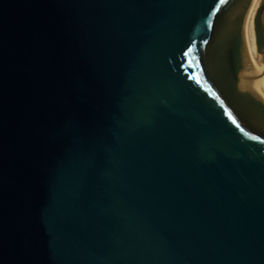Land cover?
Listing matches in <instances>:
<instances>
[{"label": "water", "instance_id": "1", "mask_svg": "<svg viewBox=\"0 0 264 264\" xmlns=\"http://www.w3.org/2000/svg\"><path fill=\"white\" fill-rule=\"evenodd\" d=\"M252 1L0 0V264H264Z\"/></svg>", "mask_w": 264, "mask_h": 264}, {"label": "bare ground", "instance_id": "2", "mask_svg": "<svg viewBox=\"0 0 264 264\" xmlns=\"http://www.w3.org/2000/svg\"><path fill=\"white\" fill-rule=\"evenodd\" d=\"M263 2L264 0L252 1L245 23L244 37L246 61L255 82L264 95V61L257 53L255 38V20Z\"/></svg>", "mask_w": 264, "mask_h": 264}]
</instances>
